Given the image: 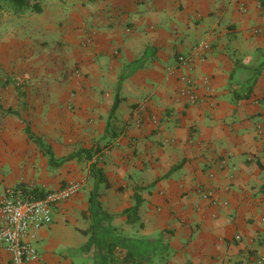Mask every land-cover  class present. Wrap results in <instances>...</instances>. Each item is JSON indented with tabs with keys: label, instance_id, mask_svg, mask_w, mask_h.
Instances as JSON below:
<instances>
[{
	"label": "crops",
	"instance_id": "1",
	"mask_svg": "<svg viewBox=\"0 0 264 264\" xmlns=\"http://www.w3.org/2000/svg\"><path fill=\"white\" fill-rule=\"evenodd\" d=\"M72 1L6 28L35 94L25 121L55 157L88 149L50 166L25 122L2 128L0 195L83 179L30 264H107L108 241L153 264H264V0ZM74 63L79 82L58 84Z\"/></svg>",
	"mask_w": 264,
	"mask_h": 264
},
{
	"label": "built area",
	"instance_id": "2",
	"mask_svg": "<svg viewBox=\"0 0 264 264\" xmlns=\"http://www.w3.org/2000/svg\"><path fill=\"white\" fill-rule=\"evenodd\" d=\"M207 48L206 41H198L189 55L177 56L178 63L190 62L195 56L202 60V52ZM180 93L189 95L188 89H180ZM82 184L81 178L70 180L61 186L44 189L40 196L10 187L0 195V245L9 254L11 264H30L38 258L33 241L35 231L50 222L52 207L75 195Z\"/></svg>",
	"mask_w": 264,
	"mask_h": 264
},
{
	"label": "rangeland",
	"instance_id": "3",
	"mask_svg": "<svg viewBox=\"0 0 264 264\" xmlns=\"http://www.w3.org/2000/svg\"><path fill=\"white\" fill-rule=\"evenodd\" d=\"M73 1L72 5L74 4ZM34 2H36L40 6V9H42V6L46 7L47 5H52V3L64 6L65 0H29L30 4H33ZM28 11L36 12L35 10ZM20 17L21 16L16 15L11 10V8L8 7V5H4L3 8L0 9V104H2L4 109H6L8 104H10V107L18 111V115L16 116L12 114H0V133L2 131V128H5L7 126L9 118H12L13 121L16 123L17 121H20V123L25 122L24 124H28L25 121V111L27 112L29 109L28 106H25L24 104L27 105L31 97L35 96V94L31 92L29 87L32 85L30 78L26 79V77H24L22 74L23 68L28 65V63L26 62L27 64L24 65V60H22L21 62H17V57L15 53L12 55L11 52L8 51V48H11L12 46L11 43H13V40L10 44L9 41H7L8 31H6V28H8V24H12V26L15 28L19 23L18 18ZM78 68L79 66L74 63L71 66H68L65 70H62L60 75L57 76L58 84H62L64 82L77 84L80 79ZM8 125H12V123H9ZM25 160L26 159L24 158V156H12L10 158L11 163H14V165L17 164L18 168H20L21 165L22 167L23 165H25ZM15 170L16 168L14 169V171ZM18 172H20L17 173L18 175L21 174L23 176V170H18ZM2 181H4V179H2ZM19 182L23 181L18 179L12 186H8L4 189H1V194L4 193L10 187L18 185ZM25 183L29 186H37L31 178L28 182ZM114 253L117 257L123 255L122 251H120V253H117L116 248Z\"/></svg>",
	"mask_w": 264,
	"mask_h": 264
},
{
	"label": "trees",
	"instance_id": "4",
	"mask_svg": "<svg viewBox=\"0 0 264 264\" xmlns=\"http://www.w3.org/2000/svg\"><path fill=\"white\" fill-rule=\"evenodd\" d=\"M4 5H8V7H10L16 15H21L28 10H35L36 12L40 11V6L36 2L30 4L29 0H0V9L3 8ZM114 105L115 103L112 105V108ZM0 114H12L16 116L18 115V111L10 107V105L4 109L2 104H0ZM23 132L29 140L36 144L42 154L47 157V163L50 166L58 165L69 158L78 157L81 154L86 156L88 151V149L80 148L75 153L69 154L67 156L55 157L50 145L44 142L39 135H36L29 124H24ZM13 187L19 188L26 194L34 193L35 196H40L44 190L43 188L37 187L35 185L29 186L25 182H19L18 185ZM134 208L135 207H133V209ZM114 250L115 243L113 241H108L106 244V253L108 258L107 264H153L151 261L139 256L138 253L130 250H126L123 255L117 257L114 253ZM185 264H191V262H186Z\"/></svg>",
	"mask_w": 264,
	"mask_h": 264
}]
</instances>
